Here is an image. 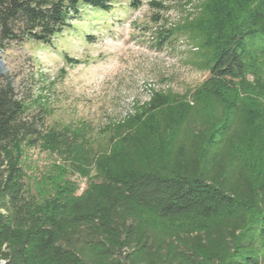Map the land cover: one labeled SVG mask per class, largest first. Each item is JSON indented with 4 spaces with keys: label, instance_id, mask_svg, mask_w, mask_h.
<instances>
[{
    "label": "trees",
    "instance_id": "16d2710c",
    "mask_svg": "<svg viewBox=\"0 0 264 264\" xmlns=\"http://www.w3.org/2000/svg\"><path fill=\"white\" fill-rule=\"evenodd\" d=\"M112 1L0 0V42L49 46L82 9L108 11ZM204 13L210 62L200 94L235 110L247 75L264 63V0H210ZM168 103L156 96L150 109ZM45 120L28 114L0 77L4 264H264L263 139L238 140L223 123L190 134L160 160L115 154L72 195L77 186L52 176L54 168L28 178L26 151L47 144L65 153L51 146Z\"/></svg>",
    "mask_w": 264,
    "mask_h": 264
},
{
    "label": "rangeland",
    "instance_id": "374dc122",
    "mask_svg": "<svg viewBox=\"0 0 264 264\" xmlns=\"http://www.w3.org/2000/svg\"><path fill=\"white\" fill-rule=\"evenodd\" d=\"M209 1L113 0L108 11L82 9L49 46L0 42V77L28 114L44 113L51 146H64L63 155L47 144L26 151L31 183L54 168L79 195L107 158L160 160L190 134L223 123L238 140H264V63L247 75L235 110L200 94ZM161 33L172 37L159 41ZM156 96L168 105L150 109Z\"/></svg>",
    "mask_w": 264,
    "mask_h": 264
},
{
    "label": "clouds",
    "instance_id": "9594fccd",
    "mask_svg": "<svg viewBox=\"0 0 264 264\" xmlns=\"http://www.w3.org/2000/svg\"><path fill=\"white\" fill-rule=\"evenodd\" d=\"M0 264H4V262L3 261H0Z\"/></svg>",
    "mask_w": 264,
    "mask_h": 264
}]
</instances>
